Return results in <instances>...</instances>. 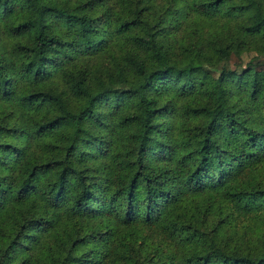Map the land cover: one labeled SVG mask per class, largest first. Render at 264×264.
<instances>
[{
	"label": "trees",
	"instance_id": "1",
	"mask_svg": "<svg viewBox=\"0 0 264 264\" xmlns=\"http://www.w3.org/2000/svg\"><path fill=\"white\" fill-rule=\"evenodd\" d=\"M0 264H264V0H0Z\"/></svg>",
	"mask_w": 264,
	"mask_h": 264
},
{
	"label": "rangeland",
	"instance_id": "2",
	"mask_svg": "<svg viewBox=\"0 0 264 264\" xmlns=\"http://www.w3.org/2000/svg\"><path fill=\"white\" fill-rule=\"evenodd\" d=\"M249 56H251V54H246V55H243V59H244V61H247V60H248V58H249Z\"/></svg>",
	"mask_w": 264,
	"mask_h": 264
}]
</instances>
